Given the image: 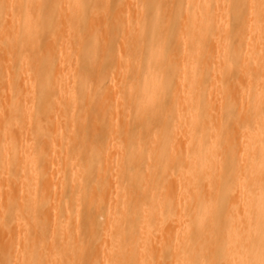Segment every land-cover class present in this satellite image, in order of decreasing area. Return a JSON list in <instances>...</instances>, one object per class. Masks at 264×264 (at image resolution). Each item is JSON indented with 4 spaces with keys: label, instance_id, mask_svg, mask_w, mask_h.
<instances>
[{
    "label": "bare ground",
    "instance_id": "1",
    "mask_svg": "<svg viewBox=\"0 0 264 264\" xmlns=\"http://www.w3.org/2000/svg\"><path fill=\"white\" fill-rule=\"evenodd\" d=\"M0 264H264V0H0Z\"/></svg>",
    "mask_w": 264,
    "mask_h": 264
},
{
    "label": "rangeland",
    "instance_id": "2",
    "mask_svg": "<svg viewBox=\"0 0 264 264\" xmlns=\"http://www.w3.org/2000/svg\"><path fill=\"white\" fill-rule=\"evenodd\" d=\"M153 11H155V8L153 9ZM99 136V138L101 139V144L103 145V144H105L106 143V141L108 142V138L106 137V135H102V134H99L98 135ZM105 140V141H104ZM99 219H103L102 217H99Z\"/></svg>",
    "mask_w": 264,
    "mask_h": 264
}]
</instances>
